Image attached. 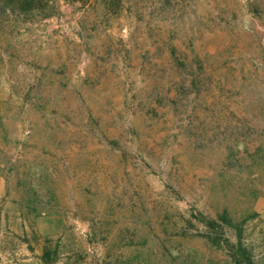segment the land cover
Instances as JSON below:
<instances>
[{
	"label": "rangeland",
	"instance_id": "374dc122",
	"mask_svg": "<svg viewBox=\"0 0 264 264\" xmlns=\"http://www.w3.org/2000/svg\"><path fill=\"white\" fill-rule=\"evenodd\" d=\"M0 18V264H264V0H58Z\"/></svg>",
	"mask_w": 264,
	"mask_h": 264
},
{
	"label": "trees",
	"instance_id": "16d2710c",
	"mask_svg": "<svg viewBox=\"0 0 264 264\" xmlns=\"http://www.w3.org/2000/svg\"><path fill=\"white\" fill-rule=\"evenodd\" d=\"M65 1L73 3L78 0ZM57 2L58 0H0V16L3 17L8 12L15 22H33L38 18L43 20L54 15Z\"/></svg>",
	"mask_w": 264,
	"mask_h": 264
}]
</instances>
